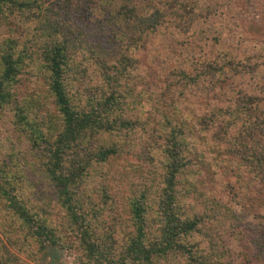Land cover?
Returning <instances> with one entry per match:
<instances>
[{"label": "trees", "instance_id": "16d2710c", "mask_svg": "<svg viewBox=\"0 0 264 264\" xmlns=\"http://www.w3.org/2000/svg\"><path fill=\"white\" fill-rule=\"evenodd\" d=\"M212 2L0 0V264L48 244L73 264H264L263 200L247 210L186 184L215 150L264 183V45ZM131 83L160 84L171 116L123 187L107 166L146 128L127 116ZM6 130L31 155L10 141L2 156Z\"/></svg>", "mask_w": 264, "mask_h": 264}, {"label": "rangeland", "instance_id": "374dc122", "mask_svg": "<svg viewBox=\"0 0 264 264\" xmlns=\"http://www.w3.org/2000/svg\"><path fill=\"white\" fill-rule=\"evenodd\" d=\"M213 2V4H218L219 2L221 5H227V10L230 11L229 13L231 15V18L229 19L232 22H239L242 20V17L244 18L245 23H243L240 28V33L243 39H249L250 41L257 39L262 41L264 45V0H213ZM95 79L96 78L94 77L89 80L92 84H94ZM243 83L245 84L244 87L252 88L250 83H247L246 81H243ZM137 84L138 83H131L130 85L129 95L131 99H129L127 116L135 117L141 114L144 116L146 128L143 129L138 124L136 127L132 126L129 128V131L126 132L131 133L127 135L128 137H126V139L127 143L129 146H132L133 150H125L122 156L112 159L107 166L109 168V172H112L114 176H119L118 180L122 183L123 187L127 184L129 187L131 179L128 175L135 172L137 168L135 164L139 163L140 166L144 165L146 169L149 168L148 164L144 160V156L147 152L146 150L148 149V152L151 150V144L153 141L151 140L149 142V134H154L153 128L156 125L166 126L168 119L171 116L169 109L158 103L157 98L162 96L164 93V90H161L160 84L156 85L155 89L154 86H150L149 90H147L144 85ZM21 89H25V85H22ZM241 89L238 92L242 95L247 92L249 93V90ZM250 92H252L251 89ZM139 94H142V97L145 99L142 105L137 102L139 100ZM50 112L52 113L53 111ZM7 122V120H3V124L7 125ZM156 122H158V124H156ZM243 127L245 128V126ZM14 137L15 132H10L8 130H6V132H2V138L4 141L2 146V156H7L6 151L10 148L8 147L11 144L10 141H15L14 149L16 153H19V155H16L18 157L16 160L24 159L25 154L31 155L27 145L24 142L20 144V141L18 139L15 140ZM123 140L124 139H117L116 141L118 143H122ZM147 142L149 143L147 144ZM208 154H210V157L208 158L206 164H199L196 161L193 163V166H190V169H188V182L185 183L188 184L189 181L192 182V191L197 189L202 192L201 197L203 199L214 198L217 203H221L223 205L227 204L229 206L232 201H237L238 205H241L242 208L246 207L244 209L247 210L252 209V200H255L256 202H258V200H263L264 203V183L257 181L256 185L251 187L249 186L252 181H249L250 176H245L242 178L243 180L239 181L238 173H240L239 167L241 163V156H239L238 153L226 154L225 151L221 153L215 150ZM28 166L29 165L26 164L25 168L22 167L25 169L27 174L31 173L29 172L30 170L26 169ZM147 170H150V168ZM32 173L34 172L32 171ZM135 174L136 172L132 175V179ZM255 187L257 190L249 189ZM238 197L241 198L239 199ZM188 199H193V197H188ZM202 202V200H199V206ZM260 215L263 218L254 217L253 223H255L254 228L261 232V238L264 240V208L262 209V214ZM248 237L245 239L250 244ZM3 239L6 240L5 238ZM252 250L256 251L254 249ZM13 252L29 264H73L71 257L68 256L67 252L61 247L53 244H48L42 253L36 258L24 256L15 250ZM128 264H134L133 260L129 259Z\"/></svg>", "mask_w": 264, "mask_h": 264}]
</instances>
